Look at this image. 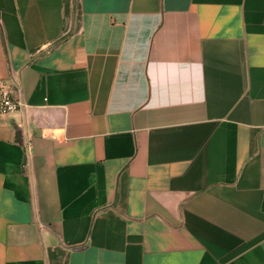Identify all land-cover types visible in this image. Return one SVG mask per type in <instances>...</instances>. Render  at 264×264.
<instances>
[{"label": "crops", "instance_id": "crops-1", "mask_svg": "<svg viewBox=\"0 0 264 264\" xmlns=\"http://www.w3.org/2000/svg\"><path fill=\"white\" fill-rule=\"evenodd\" d=\"M0 79V264H264V0H0Z\"/></svg>", "mask_w": 264, "mask_h": 264}, {"label": "built area", "instance_id": "built-area-1", "mask_svg": "<svg viewBox=\"0 0 264 264\" xmlns=\"http://www.w3.org/2000/svg\"><path fill=\"white\" fill-rule=\"evenodd\" d=\"M25 108L26 103L13 96L11 85L0 79V126L4 117L20 112ZM24 144L28 148L30 146L29 140L27 139Z\"/></svg>", "mask_w": 264, "mask_h": 264}]
</instances>
